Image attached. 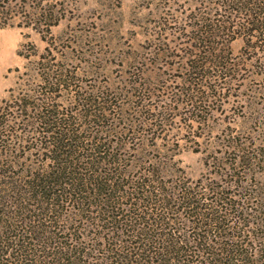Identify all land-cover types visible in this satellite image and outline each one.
Returning a JSON list of instances; mask_svg holds the SVG:
<instances>
[{
  "label": "trees",
  "instance_id": "16d2710c",
  "mask_svg": "<svg viewBox=\"0 0 264 264\" xmlns=\"http://www.w3.org/2000/svg\"><path fill=\"white\" fill-rule=\"evenodd\" d=\"M59 14L54 0H0V29L31 28L47 44L18 51L20 82L0 100V264H264V85L244 130L208 154L209 178L124 159L121 134L166 127L167 105L74 86L51 47ZM194 14L178 49L179 98L167 97L200 113L248 67L264 83V0H201Z\"/></svg>",
  "mask_w": 264,
  "mask_h": 264
},
{
  "label": "rangeland",
  "instance_id": "374dc122",
  "mask_svg": "<svg viewBox=\"0 0 264 264\" xmlns=\"http://www.w3.org/2000/svg\"><path fill=\"white\" fill-rule=\"evenodd\" d=\"M54 1L63 19L52 29L51 47L57 60L75 76L74 86L81 91L97 87L117 94L124 90L122 97L131 104L136 101L131 92H141L146 104L167 105L166 127L137 126L136 131L121 134L127 139L125 148L119 152L122 158L161 159L165 165H175L177 172L181 167L194 181L209 178L210 170L205 165L208 154L231 132L244 130L250 114L249 96L252 89L264 83L260 77L251 75L248 67L243 72L244 82L230 87L222 99L204 106L200 113L176 102L169 103L170 96L174 100L179 98L175 92L182 84L183 72L182 52L178 49L201 0ZM32 44L41 52L47 47L41 35L31 28L0 29V100L9 96V89L18 87L19 73L15 69L23 71L26 60L17 53ZM243 46L242 38L230 44L233 55L239 56L236 60L248 55ZM163 49L176 58L159 57L157 54ZM27 79L22 82L28 83ZM134 80L142 85H131ZM130 88L131 92L125 93ZM58 95L62 98V94Z\"/></svg>",
  "mask_w": 264,
  "mask_h": 264
}]
</instances>
